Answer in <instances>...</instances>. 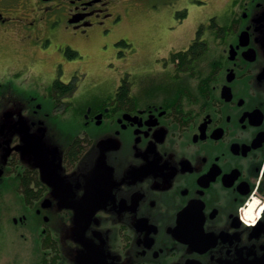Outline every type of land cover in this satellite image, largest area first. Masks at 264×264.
Listing matches in <instances>:
<instances>
[{
  "label": "flooded vegetation",
  "instance_id": "obj_1",
  "mask_svg": "<svg viewBox=\"0 0 264 264\" xmlns=\"http://www.w3.org/2000/svg\"><path fill=\"white\" fill-rule=\"evenodd\" d=\"M147 2L0 0V42L32 50L0 62V184L41 228L8 264H264V0H191L131 62L118 38L95 79L65 67Z\"/></svg>",
  "mask_w": 264,
  "mask_h": 264
},
{
  "label": "rangeland",
  "instance_id": "obj_2",
  "mask_svg": "<svg viewBox=\"0 0 264 264\" xmlns=\"http://www.w3.org/2000/svg\"><path fill=\"white\" fill-rule=\"evenodd\" d=\"M213 1H215L214 4H216V6H219L221 4V0ZM190 2L191 0H183L181 2H178L177 0H148L146 5H149V3H151V7L148 6L147 9H142L137 12L131 11V16L129 15V17L126 18L125 22L119 27H117L115 31L111 33L110 36L106 38L93 37L89 41L79 42L82 48V52L87 53L89 55L88 64H83L80 61L78 66H73L74 63H77L73 62L71 64H66L65 67L70 70L77 69L78 72H84L87 69L91 70L93 68L94 72L92 74L95 77H93V75L91 76V78L87 76L86 79H95L97 77V73L100 74L105 72L104 64L106 59H104V56L109 54L102 53L100 48L102 42H107L109 40L113 41L115 39L117 40L118 38H122L125 41L126 45H128V47H125V45H123L122 47H125V56H127L126 61L131 62V59L128 58V56L135 55V53L133 52V46H130V44H135L136 42L137 46H140L138 50L140 52L143 50L145 53L147 51L148 45H146L144 42H147L150 39L151 30L156 32V29L154 27L159 28L161 25L174 24V22H176L175 19H177L176 17H178V15L176 14V10L181 8H184L185 10L188 8H192V6L190 7ZM188 12L189 14H196V12H190V9ZM172 13H174V15H172ZM182 28L185 29L187 33L185 38L190 39L195 31V24L189 18V20L186 19L184 21V25L182 26ZM171 38L172 37L168 36L165 39L169 40ZM0 44V62L2 63L8 62V59L6 58V56H8V52L12 56L21 57V60H28L26 54H29L32 51L30 49H20L21 53L19 55H16L13 52L14 49L8 48V39L2 40ZM142 45H146V47L143 48ZM109 51L111 52L113 50L109 48ZM15 61L16 59H14L12 63H15ZM2 67L7 68V65L4 64V66L2 65ZM10 67L8 66V68ZM46 68L50 69V66H47ZM5 78L6 75L1 76L0 74V82H6ZM32 82V78H29L28 80L18 79L14 81V85H17L21 88H25V90L36 89V87L30 85V83ZM3 86L4 84L0 85V92L2 94V96L0 95V101L3 98L8 97V93L7 91H5V88ZM25 90L22 92L23 95L28 94V92H25ZM4 108L7 107H2V105L0 106V109ZM59 109V116L60 119H62V123H68L69 120L64 111V108L59 107ZM69 119L71 120L72 118L69 117ZM7 155L8 152L0 150V156H3L8 160ZM4 175L5 178H2L3 182H1L2 184H0V264H8V262H10L9 260L12 259V255L16 253L13 252L15 250L32 247L33 245L38 246V244L35 242V238L40 237L39 231L41 229L39 227V222L37 221V219L34 218L35 216L32 213L33 210H29L28 208L24 207L22 199L23 196L19 192L18 188L19 181L17 179H11L9 177L8 165L6 167ZM25 212L30 217L25 223L20 224L19 222L14 223L12 221V217L15 216L17 218L19 215ZM30 212L32 213V215L30 214Z\"/></svg>",
  "mask_w": 264,
  "mask_h": 264
},
{
  "label": "water",
  "instance_id": "obj_3",
  "mask_svg": "<svg viewBox=\"0 0 264 264\" xmlns=\"http://www.w3.org/2000/svg\"><path fill=\"white\" fill-rule=\"evenodd\" d=\"M5 114V116H4V118H8V111L6 112V113H4ZM0 146H1V143H0ZM7 152V151H6ZM2 174V169H0V175Z\"/></svg>",
  "mask_w": 264,
  "mask_h": 264
},
{
  "label": "trees",
  "instance_id": "obj_4",
  "mask_svg": "<svg viewBox=\"0 0 264 264\" xmlns=\"http://www.w3.org/2000/svg\"><path fill=\"white\" fill-rule=\"evenodd\" d=\"M25 193H26V195H27L28 197H30V195H33V193H30L29 191H28V192L25 191Z\"/></svg>",
  "mask_w": 264,
  "mask_h": 264
}]
</instances>
